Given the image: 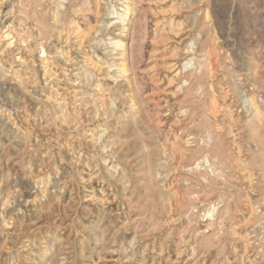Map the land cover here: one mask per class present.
Instances as JSON below:
<instances>
[{
  "label": "rangeland",
  "instance_id": "374dc122",
  "mask_svg": "<svg viewBox=\"0 0 264 264\" xmlns=\"http://www.w3.org/2000/svg\"><path fill=\"white\" fill-rule=\"evenodd\" d=\"M0 264H264V0H0Z\"/></svg>",
  "mask_w": 264,
  "mask_h": 264
},
{
  "label": "bare ground",
  "instance_id": "6f19581e",
  "mask_svg": "<svg viewBox=\"0 0 264 264\" xmlns=\"http://www.w3.org/2000/svg\"><path fill=\"white\" fill-rule=\"evenodd\" d=\"M67 30V29H66ZM188 65V64H187ZM198 161V160H197ZM203 163V162H202ZM208 165V164H207ZM215 167V166H214ZM199 168V167H198Z\"/></svg>",
  "mask_w": 264,
  "mask_h": 264
}]
</instances>
